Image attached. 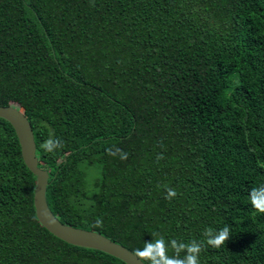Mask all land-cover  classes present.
<instances>
[{
  "label": "trees",
  "instance_id": "obj_1",
  "mask_svg": "<svg viewBox=\"0 0 264 264\" xmlns=\"http://www.w3.org/2000/svg\"><path fill=\"white\" fill-rule=\"evenodd\" d=\"M0 105L28 117L63 224L133 253L227 225L200 264H264V0H0ZM36 185L0 118V264H126L45 229Z\"/></svg>",
  "mask_w": 264,
  "mask_h": 264
},
{
  "label": "water",
  "instance_id": "obj_2",
  "mask_svg": "<svg viewBox=\"0 0 264 264\" xmlns=\"http://www.w3.org/2000/svg\"><path fill=\"white\" fill-rule=\"evenodd\" d=\"M0 118L14 128L20 142L23 160L28 169L37 177L34 205L41 225L60 240L77 247L104 252L126 264H140L134 253L104 235L90 230L63 224L52 212L47 202L49 173L39 167L34 131L28 117L17 107L0 105Z\"/></svg>",
  "mask_w": 264,
  "mask_h": 264
},
{
  "label": "clouds",
  "instance_id": "obj_3",
  "mask_svg": "<svg viewBox=\"0 0 264 264\" xmlns=\"http://www.w3.org/2000/svg\"><path fill=\"white\" fill-rule=\"evenodd\" d=\"M62 147V142L58 138H50L46 140L41 148L47 153H53L55 150ZM109 155L119 154L120 159H127V153L121 152L120 149H108ZM158 156L157 159H162ZM177 195L174 189H167V199H172ZM248 199L251 207L258 213L264 214V185L252 188L249 191ZM103 222L97 220L96 227H102ZM204 240L190 242H180L175 239L165 242L163 237H159L155 241H145L142 249H136L134 257L140 264H200L199 256L204 245L210 246L213 249H220L226 246L227 241L232 237L230 227L225 225L220 229L208 227L204 230ZM169 246L174 252V255L169 256ZM181 253H184L181 257Z\"/></svg>",
  "mask_w": 264,
  "mask_h": 264
}]
</instances>
